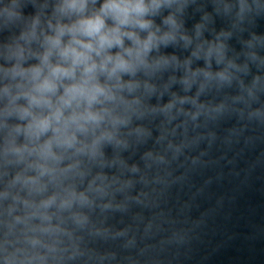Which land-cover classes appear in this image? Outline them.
<instances>
[{
  "label": "water",
  "instance_id": "water-1",
  "mask_svg": "<svg viewBox=\"0 0 264 264\" xmlns=\"http://www.w3.org/2000/svg\"><path fill=\"white\" fill-rule=\"evenodd\" d=\"M106 2L0 0V264H264V0Z\"/></svg>",
  "mask_w": 264,
  "mask_h": 264
},
{
  "label": "clouds",
  "instance_id": "clouds-1",
  "mask_svg": "<svg viewBox=\"0 0 264 264\" xmlns=\"http://www.w3.org/2000/svg\"><path fill=\"white\" fill-rule=\"evenodd\" d=\"M84 6H85L84 0H80L79 3H77V0H71V3L68 4L69 8L77 9L81 11L83 10ZM146 11L147 9L143 3V0H136L135 3H132L131 0H107V2L103 4L101 8V12L105 16L110 15L119 24L129 23L130 13H135L136 15L140 16V15H143ZM136 23H138L141 28L148 27L147 21L137 20ZM104 27H105L104 19L100 15H97L94 18L82 20L80 22L78 29L73 28V29H70V31H80L82 34L88 37H98L99 47L95 50L97 51V54H99V51L102 50L105 46L111 47L113 44L121 43L119 35L116 34L119 32L118 28L112 30L114 33L113 35H109L102 31ZM62 32L63 30L61 29V33ZM75 42L78 44H81L82 47L88 49L89 51L94 50L91 43L85 44L79 40H76ZM54 43L58 44L59 39L57 38L54 41ZM69 52H71L74 57V60H73L74 63H79L88 58L85 54L76 52L75 49H66L63 52V55L67 56ZM92 67H94V65ZM116 67L123 68L125 67V64L123 63V61H118ZM86 71H92V68L91 67L86 68ZM113 71H115V69H113ZM54 73L60 74V75H70L71 74L69 71L60 69V68H56L54 70ZM42 87L45 89H50L51 85H49L48 82L46 81ZM43 127H47V122L44 123Z\"/></svg>",
  "mask_w": 264,
  "mask_h": 264
}]
</instances>
